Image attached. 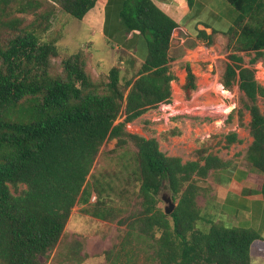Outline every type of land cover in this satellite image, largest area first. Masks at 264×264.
<instances>
[{"label":"trees","instance_id":"1","mask_svg":"<svg viewBox=\"0 0 264 264\" xmlns=\"http://www.w3.org/2000/svg\"><path fill=\"white\" fill-rule=\"evenodd\" d=\"M194 1L188 0L189 5ZM228 1L239 16L223 32L229 53L221 83L226 90L237 85L243 92V106H233L228 119L237 111L238 125L250 130L254 140L245 158L264 175V112L259 105L264 85L257 76V63L264 59V0ZM96 2L0 0V24L7 30L0 33V264H44L41 258L54 250L53 258L58 257L77 205L85 214L117 223L116 240L103 251L105 264H256L251 250L260 234L207 219L198 204L199 194L208 191L202 182L230 163L215 147L242 143L237 131L212 134L200 142L195 159L184 162L161 150L156 137L127 129L128 123L172 102L176 75L171 46L177 22L170 15L153 0L126 1L122 22L147 40L144 62L136 67L132 58L126 75L114 66L106 80H95L83 51L64 58L61 72L53 71L52 59L60 56L58 39L45 40L42 34L56 11L81 20ZM18 14L34 19L26 24ZM216 33L198 30L196 36L211 47ZM185 68L182 88L191 99L196 74L190 63ZM245 110L251 116L248 124ZM181 133L174 127L164 137ZM113 139L112 152L135 146L124 164L135 188L124 186L122 193L129 195L123 204L114 200L109 172L91 173L101 147ZM21 184L27 188L20 190ZM164 190L177 202L170 214L159 205ZM81 248L80 240L68 246L65 262H82L87 254Z\"/></svg>","mask_w":264,"mask_h":264},{"label":"rangeland","instance_id":"2","mask_svg":"<svg viewBox=\"0 0 264 264\" xmlns=\"http://www.w3.org/2000/svg\"><path fill=\"white\" fill-rule=\"evenodd\" d=\"M55 14L57 16L54 20L52 19L50 29L42 34L45 40L58 39L60 56L52 59L53 71L61 72L64 58L78 51H83L88 60L87 69L92 77L95 80H106L108 70L114 65L113 63H116L118 53L113 50L105 39L91 34L80 19L63 10H57ZM18 16H24L26 24L34 19V15L18 14ZM5 31L7 30H4L0 24V33L4 34L6 33ZM185 44L186 47L183 49H179L175 45L172 49V56L175 58L172 61V66L177 75V80L172 85V102L167 103L165 106H159L137 120L128 123L127 129L147 138L156 137L159 140L161 150L168 155L180 156L184 162L195 159V152L199 148L200 142L208 139L212 134H225L236 130L239 132L240 137L244 138L243 143H235L229 148L218 145L214 151L224 157L232 153H235L236 156L242 155L249 142V130L242 126L239 127L237 111L233 112L232 118L228 119V117L233 106L238 108L243 106L241 101L243 92L240 91L237 85L232 90H226L221 83L226 57L229 53L226 47V37L216 38L215 44L208 47V50L203 49L200 51L197 48L198 42L196 40L188 39ZM97 57L104 60L103 68L98 69L96 67L94 58ZM244 57L246 61L250 59L248 55H244ZM187 62L191 63L196 74L197 88L193 91L191 99L186 98L182 88L183 82H181L180 78V74L185 71ZM257 69L258 80L264 85V59L257 63ZM121 70L122 75L127 74L125 69ZM96 71L99 72V75ZM177 97L181 98L183 104L181 102L177 104V101H175ZM194 99L197 100V106L193 105ZM259 105L264 112L263 98L259 100ZM249 119V112L245 110L246 122ZM174 127L181 129V135L164 137V132ZM216 141L217 138L212 140V143ZM115 144L116 139L103 144L91 173L98 175L100 172H109L111 174L109 177L111 178L108 179L113 180V184L116 187V193L112 194L114 200L123 204L126 196L129 195V192L122 193L124 186L133 190L135 188L132 180L126 179L128 176L124 168V164L127 163L126 160L129 159L128 152L135 149V146L130 143V147L112 152L111 150L115 148ZM122 152H125L126 158H121ZM203 185L206 186L205 183ZM26 188V184H21L20 190ZM11 189L15 192V188L12 185ZM164 195L167 196L169 193L164 190L161 194L162 201L159 205L163 209H165V206L170 205V202H166L163 199ZM207 197L208 193L205 191L199 194L198 203L200 207H204L207 204ZM95 200L96 195L94 194L91 201L94 202ZM133 202L131 208L137 207L138 204L135 200ZM173 202H175L176 206L177 202ZM237 209L240 214L250 217L251 213L249 211L246 212L239 206H237ZM205 212L212 220H217L225 225L249 227L259 231L255 226L248 224L228 223L225 218L221 217L226 212L225 210H220L221 216H219V213L217 215L213 214L212 207H208ZM259 233L261 235L260 240H262L260 244H264V233ZM117 234V223L106 222L85 214L82 212L81 206L77 205L73 208L58 246V257L53 258L56 253V250H54L48 256L42 257L41 260L44 264H105L103 251L112 246ZM77 240L82 242L81 253L87 254V257L82 262H65L66 258L63 253L67 251L68 246L74 245ZM253 261L256 264H264V260Z\"/></svg>","mask_w":264,"mask_h":264},{"label":"crops","instance_id":"3","mask_svg":"<svg viewBox=\"0 0 264 264\" xmlns=\"http://www.w3.org/2000/svg\"><path fill=\"white\" fill-rule=\"evenodd\" d=\"M126 1L97 0L95 6L80 20L91 34L105 39L113 50L118 53L116 63H113L112 67L117 66L125 70L132 69V58H136L135 65L139 67L147 56L146 36L141 32L128 30L122 22L121 12ZM153 1L177 22V27L172 37L171 55L174 45L179 49H183L186 47L185 43L188 39L196 40L198 42L197 48L200 51L203 49L208 50L204 42L197 38L198 30H205L208 34L216 30V38L222 37L224 36L223 32L227 31L239 16V11L228 0H195L192 5H189L188 0ZM56 16L55 14L53 20ZM94 62L98 69L104 67L103 59L97 57L94 58ZM171 70L175 74L173 66ZM96 72L99 75V72ZM186 75L187 71L185 68L184 73L180 74L183 84L185 83ZM175 80H177V75ZM175 80L171 82V85H173ZM166 104L163 103L160 106ZM250 120L251 116L248 122L245 120V123L248 124ZM237 133L238 137L243 140L244 138L240 137L238 131ZM253 140L254 138L251 136L249 130V142L247 143L246 150L240 156L232 153L224 157L216 152L230 163L226 168L211 172L206 180L202 182V186L205 183L206 186L204 187L208 189V191H205L208 193V197L207 204L201 208L203 215L207 219H211L206 212L204 213L208 207H212L213 214L217 215L219 213V216H221L220 210H225L226 212L221 217L225 218L228 223H244L255 226L259 231L254 230L262 234L264 233V193L262 190L264 175L253 170L245 158L246 151ZM237 206L246 210V212L249 211L251 213L250 217L248 218V215L240 214ZM260 239L252 246L251 254L253 260H264V244H260L262 241Z\"/></svg>","mask_w":264,"mask_h":264},{"label":"water","instance_id":"4","mask_svg":"<svg viewBox=\"0 0 264 264\" xmlns=\"http://www.w3.org/2000/svg\"><path fill=\"white\" fill-rule=\"evenodd\" d=\"M163 199L166 202H170V205L165 206V212L167 214H170L174 210V208H175V202H173V199H172V197L170 195H167V196L164 195L163 196Z\"/></svg>","mask_w":264,"mask_h":264},{"label":"bare ground","instance_id":"5","mask_svg":"<svg viewBox=\"0 0 264 264\" xmlns=\"http://www.w3.org/2000/svg\"><path fill=\"white\" fill-rule=\"evenodd\" d=\"M181 91H183V90H181ZM179 93V92H178ZM180 94V93H179ZM177 95V94H176ZM181 96V95H180ZM175 101H177V104L179 103L180 104V102L183 104V102L181 101V98L180 97H177V100H175ZM199 101V100H198ZM196 103H197V100L196 99H194L193 100V105H196ZM177 106V105H176ZM197 106V105H196Z\"/></svg>","mask_w":264,"mask_h":264},{"label":"built area","instance_id":"6","mask_svg":"<svg viewBox=\"0 0 264 264\" xmlns=\"http://www.w3.org/2000/svg\"><path fill=\"white\" fill-rule=\"evenodd\" d=\"M165 106V105H164Z\"/></svg>","mask_w":264,"mask_h":264}]
</instances>
